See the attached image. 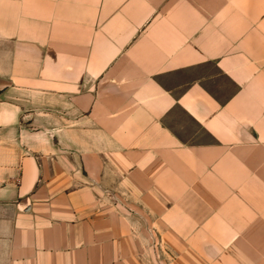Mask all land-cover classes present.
Segmentation results:
<instances>
[{
    "label": "crops",
    "instance_id": "crops-1",
    "mask_svg": "<svg viewBox=\"0 0 264 264\" xmlns=\"http://www.w3.org/2000/svg\"><path fill=\"white\" fill-rule=\"evenodd\" d=\"M0 264H264V0H0Z\"/></svg>",
    "mask_w": 264,
    "mask_h": 264
},
{
    "label": "rangeland",
    "instance_id": "rangeland-1",
    "mask_svg": "<svg viewBox=\"0 0 264 264\" xmlns=\"http://www.w3.org/2000/svg\"><path fill=\"white\" fill-rule=\"evenodd\" d=\"M175 114H177L174 117V119H171L170 123L180 132L185 133L186 131H194L196 130L197 126L181 111H176ZM184 135H188V133H185Z\"/></svg>",
    "mask_w": 264,
    "mask_h": 264
}]
</instances>
